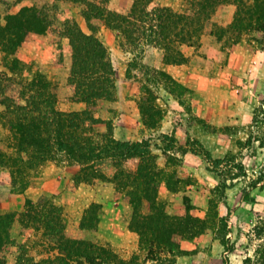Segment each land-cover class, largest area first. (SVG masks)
Here are the masks:
<instances>
[{"label":"rangeland","instance_id":"rangeland-1","mask_svg":"<svg viewBox=\"0 0 264 264\" xmlns=\"http://www.w3.org/2000/svg\"><path fill=\"white\" fill-rule=\"evenodd\" d=\"M93 1L118 12L129 11L133 3ZM158 3L183 10L190 0L153 1ZM24 5L43 6L51 21L45 33H32L18 48L16 55L32 68L25 73L47 75L56 88L59 109L86 108V102L72 98L73 50L63 28L67 19H75L90 31L83 14L85 3L0 0L2 21ZM235 11L234 3L218 7L200 43L182 45L187 57L182 63H165L159 47L130 43L119 31L96 20L100 22L98 35L117 71L115 100L105 102L97 116L112 121L114 136L119 139H150L163 169L159 199L171 214H185L190 204V213L199 217L189 219L200 235L180 237L182 251L168 255L164 264H264V41L254 40L257 33H253L234 42L231 33H222ZM3 56L0 50V69L6 70ZM163 70L171 79L160 73ZM19 87L16 83L10 88L17 92ZM143 97L155 99L162 110L155 127L144 123ZM4 109L0 104V113ZM97 127L101 131L108 128L104 122ZM13 141L12 130L0 116V148L13 152ZM102 167L109 175L106 179L81 181L77 178L81 164L65 152H57L33 171V184L18 192L10 170L0 166V213L21 210L27 197L38 199L47 194L64 207L69 234L110 242L125 258L139 254L147 264H155L147 258L148 250L140 247L139 234L129 228L131 208L110 180L113 167L108 163ZM93 201L103 204L98 230H83L82 216ZM21 228L18 221L12 227L17 243L6 264H17L20 250L42 256L40 235Z\"/></svg>","mask_w":264,"mask_h":264},{"label":"trees","instance_id":"trees-1","mask_svg":"<svg viewBox=\"0 0 264 264\" xmlns=\"http://www.w3.org/2000/svg\"><path fill=\"white\" fill-rule=\"evenodd\" d=\"M68 1L85 3L83 14L90 28L85 31L75 19L63 24L73 50L72 98L86 102V108L59 109L53 82L39 71L27 75V64L16 55L29 35L49 29L50 17L43 6L24 5L8 13L5 22L0 16V50L7 68L0 69V104L5 107L0 116L14 138L13 152L0 148V166L10 170L14 190L25 192L33 184V171L57 152H65L81 164L77 176L81 181L106 179L109 175L102 165L110 164L114 169L110 180L131 208L129 228L139 234L140 247L148 250L147 258L164 264L168 255L182 251L180 237L200 235L189 219L199 217L190 213V204L185 214H171L159 199L163 169L156 161L150 139H119L114 136L112 121L97 116L105 102L115 100L117 89L116 66L98 35V25L103 22L130 43L159 47L165 63H182L187 60L182 45L199 44L208 21L218 7L227 3H234L236 11L222 33H231L229 38L234 42L253 33H257L254 40L264 41V0H190L183 10L153 4L154 0H133L127 12L109 10L93 0ZM160 73L171 79L164 70ZM16 83L20 87L13 92L10 87ZM140 108L145 125L155 127L163 115L155 99L141 98ZM101 122L107 124L106 131L97 127ZM22 208L0 213V264L8 262L11 248L17 243L11 233L16 221L23 231L35 230L44 248L40 258L20 250L17 264H147L139 254L121 256L110 242L69 234L64 207L47 194L38 199L27 197ZM102 209V203L91 202L80 228L97 231ZM18 245L23 248L22 242Z\"/></svg>","mask_w":264,"mask_h":264}]
</instances>
